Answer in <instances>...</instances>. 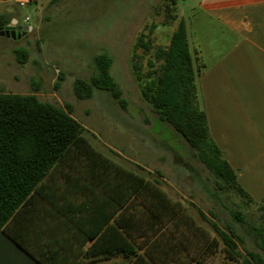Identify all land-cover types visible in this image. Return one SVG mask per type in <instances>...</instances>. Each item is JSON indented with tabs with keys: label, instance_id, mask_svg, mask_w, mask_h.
<instances>
[{
	"label": "trees",
	"instance_id": "1",
	"mask_svg": "<svg viewBox=\"0 0 264 264\" xmlns=\"http://www.w3.org/2000/svg\"><path fill=\"white\" fill-rule=\"evenodd\" d=\"M9 23L0 16V27ZM164 25L175 26L167 45H154L152 25L147 42L141 35L136 46L150 56L146 74L142 56L135 54L138 60L132 62L136 79L149 80L141 90L144 100L194 149L221 191L256 205L211 137L198 88L203 66L191 52L186 21ZM16 54L20 63L27 61V52ZM95 63L96 74L74 81L75 97L88 100L95 90L105 91L125 111L127 100L110 73L112 59L102 54ZM63 81L60 72L57 89ZM85 132L70 105L43 103L35 94L0 93V233L36 263L98 264L122 255L133 259L131 264H160L156 256L185 254L197 264L216 257H222L221 264H264L260 253L242 248L244 240L231 226L222 229L200 209L209 228L199 223L160 179L147 178L105 155ZM97 190L103 192V201L81 203L68 197L71 191ZM257 205L263 226L254 231L264 250V204ZM232 216L245 222L240 213Z\"/></svg>",
	"mask_w": 264,
	"mask_h": 264
},
{
	"label": "rangeland",
	"instance_id": "2",
	"mask_svg": "<svg viewBox=\"0 0 264 264\" xmlns=\"http://www.w3.org/2000/svg\"><path fill=\"white\" fill-rule=\"evenodd\" d=\"M175 2L60 0L52 5L51 0H32L23 8L13 4L12 10L21 19L15 30L22 36L16 40L0 37V93L35 94L43 103L61 108L70 105L73 118L99 151L147 178L160 179L172 198L199 223L209 228L198 209L222 229L231 226L244 240L243 249L264 257L263 242L254 231L263 226L258 205L216 186V178L195 157L194 149L171 125L160 121L144 100L141 90L149 80L139 81L134 75L135 54L142 56L144 74L148 70L150 56L136 49L141 35L147 42L150 27L155 25L154 45L168 44L175 26L164 24L183 14L184 0ZM185 15L191 30L197 27L200 16L189 10ZM23 18H28L25 24ZM25 27L32 30L25 32ZM21 51L27 52L25 63L18 61L16 53ZM102 54L112 59L110 73L127 100L125 111L105 91L95 90L88 100L74 95V81L96 74L95 58ZM60 72L64 81L57 89ZM233 213H240L245 222L235 221Z\"/></svg>",
	"mask_w": 264,
	"mask_h": 264
},
{
	"label": "crops",
	"instance_id": "3",
	"mask_svg": "<svg viewBox=\"0 0 264 264\" xmlns=\"http://www.w3.org/2000/svg\"><path fill=\"white\" fill-rule=\"evenodd\" d=\"M21 1L0 0V16L13 26H18L21 19L11 7H20ZM188 10L200 16L192 30L184 16ZM182 18L196 64L203 66L198 88L211 137L236 171L240 187L256 204H264V0H184ZM57 181L64 184L63 178ZM68 197L81 203L104 199L99 190L71 191ZM88 216H83L86 222ZM92 243L88 242L85 249ZM155 259L160 264H197L185 254L159 255ZM132 261L117 255L98 264ZM221 262L222 257H216L206 264ZM0 264L38 263L0 233Z\"/></svg>",
	"mask_w": 264,
	"mask_h": 264
},
{
	"label": "water",
	"instance_id": "4",
	"mask_svg": "<svg viewBox=\"0 0 264 264\" xmlns=\"http://www.w3.org/2000/svg\"><path fill=\"white\" fill-rule=\"evenodd\" d=\"M25 32L31 31L32 28L25 27ZM21 34H18L15 30V26L9 25L6 28H0V37L12 38L13 40L21 38Z\"/></svg>",
	"mask_w": 264,
	"mask_h": 264
},
{
	"label": "built area",
	"instance_id": "5",
	"mask_svg": "<svg viewBox=\"0 0 264 264\" xmlns=\"http://www.w3.org/2000/svg\"><path fill=\"white\" fill-rule=\"evenodd\" d=\"M28 1H29V0H23V1H21V2L19 3L20 7H22V8L25 7V6L27 5Z\"/></svg>",
	"mask_w": 264,
	"mask_h": 264
},
{
	"label": "flooded vegetation",
	"instance_id": "6",
	"mask_svg": "<svg viewBox=\"0 0 264 264\" xmlns=\"http://www.w3.org/2000/svg\"><path fill=\"white\" fill-rule=\"evenodd\" d=\"M15 29H16V27H15Z\"/></svg>",
	"mask_w": 264,
	"mask_h": 264
}]
</instances>
